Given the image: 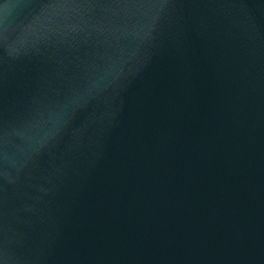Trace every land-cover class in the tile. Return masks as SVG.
Masks as SVG:
<instances>
[{
    "label": "water",
    "instance_id": "water-1",
    "mask_svg": "<svg viewBox=\"0 0 264 264\" xmlns=\"http://www.w3.org/2000/svg\"><path fill=\"white\" fill-rule=\"evenodd\" d=\"M0 264H264V0H0Z\"/></svg>",
    "mask_w": 264,
    "mask_h": 264
}]
</instances>
